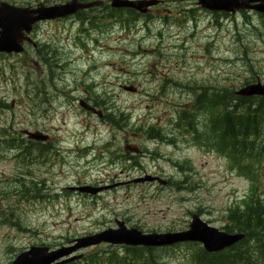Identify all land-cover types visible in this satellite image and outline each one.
<instances>
[{
  "label": "rangeland",
  "instance_id": "obj_1",
  "mask_svg": "<svg viewBox=\"0 0 264 264\" xmlns=\"http://www.w3.org/2000/svg\"><path fill=\"white\" fill-rule=\"evenodd\" d=\"M170 9L160 14L176 19L175 6ZM189 18L197 24L185 19L170 31L157 17L103 22L92 38L109 33L95 41L72 22L40 25L36 38L56 51L61 65L54 75L38 69L31 50L0 55V264L33 246L66 249L116 229V221L143 233H179L196 214L222 231L227 211L241 203L250 183L209 139L200 146L176 123L199 97L264 83V27L217 17L220 25L207 29L211 16L193 11ZM78 98L97 104L104 119L80 109ZM207 118L200 111L194 124L200 136L214 137ZM150 127L161 140L150 138ZM21 130L51 135L52 150L38 158ZM126 143L141 154L124 151ZM146 176L171 185L141 181ZM76 185L102 190H65ZM197 249L101 244L78 250L73 255L81 258L66 264H194Z\"/></svg>",
  "mask_w": 264,
  "mask_h": 264
},
{
  "label": "trees",
  "instance_id": "obj_2",
  "mask_svg": "<svg viewBox=\"0 0 264 264\" xmlns=\"http://www.w3.org/2000/svg\"><path fill=\"white\" fill-rule=\"evenodd\" d=\"M195 107L181 114L180 122L193 129L196 112L205 111L210 117L213 148L250 186L241 203L227 211L222 227L227 233H243L244 239L215 255L199 248L194 264H264V97L239 98L217 89L210 102L199 97ZM121 118L119 114L118 122L123 121Z\"/></svg>",
  "mask_w": 264,
  "mask_h": 264
},
{
  "label": "water",
  "instance_id": "obj_3",
  "mask_svg": "<svg viewBox=\"0 0 264 264\" xmlns=\"http://www.w3.org/2000/svg\"><path fill=\"white\" fill-rule=\"evenodd\" d=\"M116 3L118 4L113 3L112 6L132 8L141 13H144L146 7L151 4L129 1H120ZM199 4L203 8L210 11H223L231 13L243 7L241 0H199ZM85 7H87V5H76L74 3H70L65 6L29 10L11 7L3 3L0 4V53L20 52V44L24 40L23 33H29L35 22L66 17ZM261 11L264 12L263 9H261ZM236 95L242 97L264 96V85L259 82L248 85L236 92ZM80 106L85 110L90 108L83 101L80 102ZM94 113L97 114L98 117L101 116L99 111H95ZM23 133L26 134L27 138L30 140H46V136L39 133H29L27 131H23ZM125 150H131L134 153H138L137 149L127 146L125 147ZM143 180H157L161 185L166 184L165 181L152 177H145L141 179V181ZM78 190L80 192L96 194L102 189L83 187ZM116 225L117 229H108L93 236L77 239L75 240V244L73 246L66 249L49 252L48 248L32 247L28 251L18 255L11 264H65L79 259L80 256H74L60 262L56 261L71 255L79 249L88 248L101 243L132 247L143 246L157 248L171 246L182 242H198L202 244L203 249L206 252L211 253L228 248L239 242L244 237L243 234H226L224 232H219L217 229L209 227L207 224L203 223L197 215L191 216L189 229L179 233L144 234L134 228L127 229L123 222H116Z\"/></svg>",
  "mask_w": 264,
  "mask_h": 264
},
{
  "label": "flooded vegetation",
  "instance_id": "obj_4",
  "mask_svg": "<svg viewBox=\"0 0 264 264\" xmlns=\"http://www.w3.org/2000/svg\"><path fill=\"white\" fill-rule=\"evenodd\" d=\"M124 1V0H0V3H7L9 5L15 6V7H28V8H36V7H52V6H62L69 2H76L77 4H84L87 5V9L79 10L74 15L69 16L67 18H61V19H55L51 21H45V22H39L33 26V30L30 34V38L32 39L33 43H24L23 44V51L32 50L36 56L41 55L45 52H49L47 59L45 61H48V64H45L44 60H41L39 58V63L36 64L38 69H40L42 72L47 71V74L54 75L53 71H60L61 65L60 63H55L54 66L51 67L52 63L51 60L53 59V53L55 54V50H52L50 46L47 44H42L41 41H39L36 36L35 32L37 31L38 27L43 24L48 23H58V22H72L75 23L77 26L82 25L86 28L87 34L85 36V40H96L95 38L102 36L103 34H108V31H98V35H94L95 37L92 38V28H98L101 27V24L104 22L105 25L108 22H120L124 20V22H130L131 19L136 18H144L148 20H151L153 17H157V19L161 20L165 25L168 31H170V28L172 26L178 28L180 27L179 24L181 21L187 19L186 21H190L193 24H197L196 20H192L189 18V15L193 12H202L203 14L209 15L213 18L210 22L207 24L208 28H214L215 26H219L220 24L217 21V17L224 20H230L232 17H240L241 21L244 25L249 27H264V12H261V9L264 10V0H241L243 7L240 10H237L233 13H226V12H212L205 9H202L199 6V0H128L133 2L143 1L145 3H151L146 7L145 14H139L136 11L128 8H119V7H113L112 3ZM175 6L176 8V19H172L169 15H162L160 14L162 11H168L170 12L171 9ZM183 15V20L179 21L178 16ZM218 23V24H217ZM82 34H84L85 30L82 28ZM97 33V32H96ZM170 35V33H169ZM80 36V33L78 34ZM81 45L84 44V42L80 43ZM206 46L209 48L211 47L210 42L206 43ZM192 49V48H191ZM41 64L44 65V67H41ZM37 94H40V88H37ZM209 101L212 99V95L208 97ZM77 100H80L78 98ZM85 102L89 103L93 108L98 109L97 104L91 103L86 98H84ZM88 113L90 116L94 117L93 111L85 112ZM38 131V130H36ZM41 132V131H40ZM47 134L46 132H42ZM48 135V139L46 142L40 143V142H33L35 145V150L37 151V156L39 158L41 150V145L43 146L45 152L46 147H49V149L52 150L51 144H52V136ZM42 152V153H43ZM81 186V185H76ZM75 186V187H76Z\"/></svg>",
  "mask_w": 264,
  "mask_h": 264
},
{
  "label": "bare ground",
  "instance_id": "obj_5",
  "mask_svg": "<svg viewBox=\"0 0 264 264\" xmlns=\"http://www.w3.org/2000/svg\"><path fill=\"white\" fill-rule=\"evenodd\" d=\"M45 96V95H44ZM44 99H45V97H44ZM42 101V100H41ZM45 101H47V99L45 100ZM264 145V144H263ZM20 147V146H19ZM263 147V146H262ZM263 152H264V148H263ZM261 157V156H260ZM259 157V158H260ZM240 159V158H239ZM242 161V160H241ZM228 250H230V249H228ZM225 251V250H224ZM213 255V254H212ZM214 255H215V253H214ZM209 256H211V255H209ZM212 257V256H211ZM203 258H205V257H203Z\"/></svg>",
  "mask_w": 264,
  "mask_h": 264
}]
</instances>
